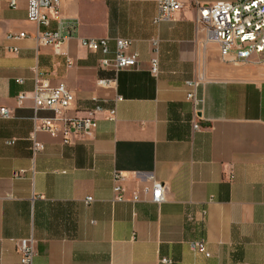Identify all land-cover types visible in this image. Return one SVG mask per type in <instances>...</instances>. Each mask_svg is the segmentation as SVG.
I'll list each match as a JSON object with an SVG mask.
<instances>
[{
  "label": "crops",
  "instance_id": "crops-1",
  "mask_svg": "<svg viewBox=\"0 0 264 264\" xmlns=\"http://www.w3.org/2000/svg\"><path fill=\"white\" fill-rule=\"evenodd\" d=\"M178 1L173 20L155 25L156 0H61L75 30L57 52L7 40L38 28L26 20L25 0L0 4V107L12 110L0 120V264H20L15 241L29 237L31 264H264V64L221 58L194 22L195 3L235 0ZM154 37L156 78L148 70ZM114 38L130 41L138 64L100 88L112 73L79 41ZM113 50L110 42L107 57ZM35 75L72 92L66 117L87 116L93 98L103 113L90 136L70 144L36 133L42 150L32 160V102L15 98L29 97ZM187 81L197 82L194 103ZM114 170L124 176L118 203ZM150 181L165 189L158 206L142 192ZM195 242L208 257L190 249Z\"/></svg>",
  "mask_w": 264,
  "mask_h": 264
},
{
  "label": "built area",
  "instance_id": "built-area-1",
  "mask_svg": "<svg viewBox=\"0 0 264 264\" xmlns=\"http://www.w3.org/2000/svg\"><path fill=\"white\" fill-rule=\"evenodd\" d=\"M20 0H0L10 9H16ZM61 0H25L26 20L35 26L37 31L29 36L24 32L8 34L7 40L20 41L31 39L36 47H50L57 52L63 42L71 36L75 30V22L65 20L60 14ZM182 9L178 0H156V13L152 23L158 25L173 20L175 14ZM196 17L194 22L200 28L207 39L217 47L221 58L230 57L233 63L241 64H264V0H235L234 2H217L209 5L194 4ZM52 23L55 29H50ZM113 43L112 57H107L109 44ZM158 38H150L148 44L151 56L148 62L149 73L156 78L159 74L157 50ZM80 46L90 53H100L102 57L97 61V68L112 73V77L97 80L100 88H113L116 74L119 71L136 68L138 56L129 51L130 41L121 38L110 39H85L79 41ZM12 52H16L13 49ZM68 66L71 62L68 60ZM20 83V80H17ZM187 88L186 99L195 102V89L197 82H185ZM29 98L32 102V132L29 135L31 159L42 150L41 144L36 140V133L44 132L51 137L60 136L64 144H70L74 139H84L90 136L95 127V116L103 113L96 98L92 99L95 104L93 109L85 117H66V111L74 101L72 92L62 83L51 86L49 81L39 75L33 79V89L28 94L20 93L15 98L17 106ZM119 98H117L118 100ZM48 110L53 113L50 117H39L38 112ZM114 111H109L107 118L111 119ZM12 117V110L0 107V120ZM197 129L196 124L192 125ZM137 176V174H136ZM124 176L114 170L111 175L112 202L123 201L122 181ZM164 186L155 181L143 185L142 192L149 195L152 204L160 205L164 200ZM137 200V192L133 194ZM92 201L85 198L86 204ZM205 217V212L200 213V218ZM35 241L32 237L15 241V252L19 257L20 264H31L34 256ZM190 249L198 254L208 257L203 242L190 244ZM163 263L166 260H162Z\"/></svg>",
  "mask_w": 264,
  "mask_h": 264
}]
</instances>
